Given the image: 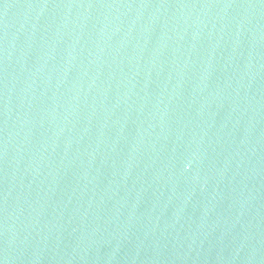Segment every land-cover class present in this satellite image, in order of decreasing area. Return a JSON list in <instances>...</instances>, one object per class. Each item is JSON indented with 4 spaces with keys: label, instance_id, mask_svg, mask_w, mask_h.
Here are the masks:
<instances>
[{
    "label": "water",
    "instance_id": "obj_1",
    "mask_svg": "<svg viewBox=\"0 0 264 264\" xmlns=\"http://www.w3.org/2000/svg\"><path fill=\"white\" fill-rule=\"evenodd\" d=\"M0 264H264V0H0Z\"/></svg>",
    "mask_w": 264,
    "mask_h": 264
}]
</instances>
